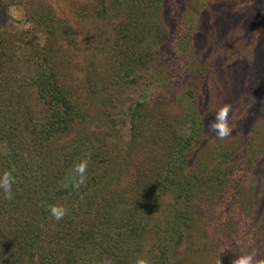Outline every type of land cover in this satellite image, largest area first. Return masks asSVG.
Returning a JSON list of instances; mask_svg holds the SVG:
<instances>
[{"label": "rangeland", "instance_id": "374dc122", "mask_svg": "<svg viewBox=\"0 0 264 264\" xmlns=\"http://www.w3.org/2000/svg\"><path fill=\"white\" fill-rule=\"evenodd\" d=\"M105 1L0 0V93L9 95L13 88L3 105L6 115L29 124L42 115L44 107L29 79L30 61L48 62L47 69L58 72L88 114L63 148L80 137H97L99 166L107 176L118 172L103 193L118 200L134 191L135 165L122 166L121 154H130L128 161L143 159L144 165L161 162L158 154L150 155L158 136L150 126L133 136L130 107L144 100L158 103L152 114L167 113L175 126L187 122L183 109L189 105L198 144L185 170L207 162L206 172L213 173V163L226 157L236 165L216 203H200L199 230L190 232L175 256L183 264H232L254 253L257 264H264V0H160L143 30L123 11L120 18L112 16L119 0ZM104 4L106 16L100 14ZM186 21L191 37L187 56L174 47ZM132 44L145 59L139 67L126 50ZM225 106L231 109L232 132L219 139L210 124ZM26 109L30 119L19 113ZM60 146L48 152L56 154ZM158 200L162 206L152 215L157 220L168 213L171 191ZM148 208L142 205V218L150 216Z\"/></svg>", "mask_w": 264, "mask_h": 264}, {"label": "trees", "instance_id": "16d2710c", "mask_svg": "<svg viewBox=\"0 0 264 264\" xmlns=\"http://www.w3.org/2000/svg\"><path fill=\"white\" fill-rule=\"evenodd\" d=\"M159 1L119 0L112 8V16L120 18L123 11L132 17L133 26L139 25L143 30ZM100 14H108L105 4ZM187 23L181 38L174 41L177 51L186 56L191 38ZM122 28L121 23L117 30ZM135 46L129 45L126 50L139 67L145 59L136 54ZM30 64V83L44 107L38 119H30L28 109L19 113L27 115L33 121L31 124L18 116L10 119L5 111L7 106L3 105L11 100L13 88L9 95L0 93V175L8 170L16 180L12 200L5 199L0 189V264H138L141 259L147 264H183L175 256L177 247L192 230H199L200 203H216L235 161L226 157L227 160L213 163V173L206 172L207 162L200 163L198 170H185L188 157L198 144L197 120L192 109L189 105L183 109L187 122L173 126L167 113L152 114L159 108L158 103L151 105L144 100L130 107V128L135 136L144 125L151 127L150 132L158 136L157 148L150 155L158 154L161 162L156 166L155 162L144 165L143 159L128 161L130 154H121L123 163L118 162L119 166L135 165L131 182L134 191L118 200L112 193L104 195L118 172L107 176L104 167L99 166V145L94 141L97 137H80L71 148H63L68 143L66 137L86 120L85 108L59 81L58 72L47 69L48 62L36 59ZM59 145L56 154L48 152ZM235 148L238 152L241 146ZM83 161L87 162L86 181L78 185L75 166ZM215 179H219L218 183L212 185ZM140 190L143 193L139 194ZM170 191L173 200L167 215L153 218L162 206L159 196ZM112 202L114 208H110ZM50 205L64 207L67 214L57 221L48 210ZM142 205L149 207L150 216L141 217Z\"/></svg>", "mask_w": 264, "mask_h": 264}, {"label": "clouds", "instance_id": "9594fccd", "mask_svg": "<svg viewBox=\"0 0 264 264\" xmlns=\"http://www.w3.org/2000/svg\"><path fill=\"white\" fill-rule=\"evenodd\" d=\"M231 109L227 106L220 109L216 115L213 122L210 124L211 131L215 132L219 139H224L228 137L232 128L229 125V111ZM86 170L87 162L83 161L75 166V172L78 174L79 180L78 185H82L86 181ZM16 183L15 177L12 175L11 171L5 170L2 175H0V189L3 190L5 199L12 200L14 198L12 185ZM51 215L57 220H62L67 214V209L62 206L50 205L48 208ZM138 264H147V261L141 259ZM232 264H257L255 260V254H245L237 258H234Z\"/></svg>", "mask_w": 264, "mask_h": 264}]
</instances>
